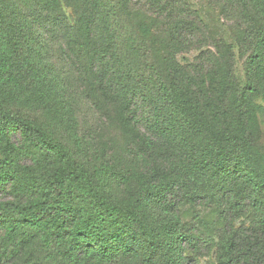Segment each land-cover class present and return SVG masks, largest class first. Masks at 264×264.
<instances>
[{"label": "trees", "instance_id": "trees-1", "mask_svg": "<svg viewBox=\"0 0 264 264\" xmlns=\"http://www.w3.org/2000/svg\"><path fill=\"white\" fill-rule=\"evenodd\" d=\"M66 1L0 0V264L120 258L112 239L126 234L127 221L106 223L109 174L85 163L73 73L89 93L119 102L120 130L138 151L169 144L181 154L205 137L201 153L190 157L197 173L187 165L172 178L158 170L134 176L150 196L131 208L130 223L160 261L188 264L189 240L177 234L180 221L168 216L169 207L190 198L202 205L208 193L219 214L218 264H264V153L248 122L254 100L264 114V0H205L219 9L239 46L252 49L244 86L231 44L216 40L208 44L213 50H203L204 42L183 39L211 38L186 0H71V14ZM194 43L203 61L193 78L176 56ZM145 56L150 87L132 70ZM59 60L69 72L57 68ZM142 86L150 101L139 93ZM189 180L193 187L185 185ZM155 199L164 204L160 213Z\"/></svg>", "mask_w": 264, "mask_h": 264}, {"label": "rangeland", "instance_id": "rangeland-1", "mask_svg": "<svg viewBox=\"0 0 264 264\" xmlns=\"http://www.w3.org/2000/svg\"><path fill=\"white\" fill-rule=\"evenodd\" d=\"M75 1L68 0L65 3L66 11L73 13ZM192 10L197 11L206 27L207 36L211 38H183L188 41H200L206 44L203 50L212 49L208 44H213L216 40H223L227 44H231L235 53V75L241 86L246 84V65L248 58L252 54V49L248 46L241 48L238 44L240 38H235L231 32L228 23L221 16L217 7L211 6L205 0H186ZM144 46L150 47L147 42ZM201 48H198L196 43L187 46L186 51L182 54H177V62L185 69L191 67L193 78L200 76L199 63L203 61L201 56ZM215 53V52H214ZM55 54L60 55V43H56ZM148 56V55H147ZM143 57V65L133 64L132 70L134 77H138L144 84L152 86L153 82L148 75L149 57ZM141 61V59L137 60ZM66 61L58 63L60 71L69 72L70 67ZM71 75V74H70ZM73 82V97L77 104L79 116V138L85 144L86 156L84 157L87 168L97 172L106 171L108 173L109 187L108 192L111 193L107 197L108 217L106 218L107 225L114 220L122 223L126 229V234L113 238L112 244L120 250V258L113 263L106 264H163L160 261L159 255L155 251L149 249L145 244V239L142 237L139 227L133 222L132 209L140 207L144 204V199L149 197L148 189L143 185V181L136 179V175L145 174L152 175V172L158 170L161 174L169 177H174L175 171L179 174L187 172L189 165L194 172L197 169L194 167L190 157H197L201 153L200 146L205 143V137L196 138L191 143L187 151L179 153L169 144H162L158 148H147L142 151L136 150L134 141L128 135L122 134L120 130V115L121 107L119 102L105 97L100 92H90L85 90L79 82L77 73L71 75ZM196 82L197 81H192ZM143 85V86H144ZM142 86V91L139 93L149 96ZM143 98V97H142ZM149 99L150 97H145ZM151 99V98H150ZM149 99V101H150ZM252 110L248 113L249 129L253 139L259 150L264 153V114L259 113L260 101H253ZM33 116V115H32ZM38 118L40 122H45L48 126L53 124L47 119ZM65 139V135L60 136ZM208 140V139H207ZM133 142V143H132ZM184 167V169H182ZM129 172L130 177L121 179L119 173ZM196 176H201L198 174ZM193 187L195 182L187 181L185 185ZM215 184L212 182L207 188V192L213 191ZM214 194V193H213ZM208 198L200 201L202 205H194L191 203L196 199H188L184 202H178L176 206H170L169 217L172 219L178 218L180 225L177 234L184 235L183 238H188L189 243H185L184 256L188 260V264H218L217 259V243L218 240L214 235L218 234V212L215 211L211 202V196L207 193ZM141 199V201L139 200ZM161 200V201H160ZM164 202V201H163ZM152 206L156 212L161 211L159 208L164 206L162 199L152 201ZM110 215L112 216L110 218ZM242 224H249V220L242 219L239 221ZM100 244H94L93 248H100ZM87 264H95V260H89Z\"/></svg>", "mask_w": 264, "mask_h": 264}]
</instances>
